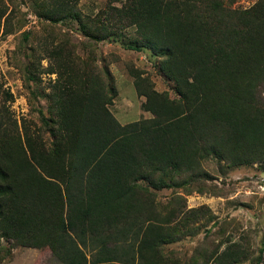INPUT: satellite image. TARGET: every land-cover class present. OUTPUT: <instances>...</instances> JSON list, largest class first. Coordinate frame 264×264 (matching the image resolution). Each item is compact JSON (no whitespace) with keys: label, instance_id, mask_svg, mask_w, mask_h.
Listing matches in <instances>:
<instances>
[{"label":"trees","instance_id":"16d2710c","mask_svg":"<svg viewBox=\"0 0 264 264\" xmlns=\"http://www.w3.org/2000/svg\"><path fill=\"white\" fill-rule=\"evenodd\" d=\"M75 1L36 0L40 18L73 19L87 39L85 56L68 32L45 42L39 59L55 75L47 114L19 123L0 104V264L18 246L47 247L62 264H264V240L251 256L250 243H215L210 229L183 263L167 256L163 245L196 235L210 208H187L178 194L161 211L154 205L156 191L192 192L211 163L256 162L264 171V0L246 8L238 0L108 1L95 15ZM130 27L131 48L160 57L175 95L129 67L153 116L121 124L109 109L113 75L95 47ZM32 71L27 83L38 78Z\"/></svg>","mask_w":264,"mask_h":264},{"label":"rangeland","instance_id":"374dc122","mask_svg":"<svg viewBox=\"0 0 264 264\" xmlns=\"http://www.w3.org/2000/svg\"><path fill=\"white\" fill-rule=\"evenodd\" d=\"M108 1L111 6L120 5L122 0H76L77 7L83 14L95 15L104 9ZM256 0H238L233 5L238 8L251 6ZM36 0H0V7L7 10L0 21V104L5 102L10 113L18 120L38 123L40 114L46 115L48 104L47 93L49 91L48 80L53 79L54 74L44 72L48 65L45 55V42H49L51 34L60 37L63 33L70 34L71 41L78 46L77 52L81 56L87 55L82 43L87 41L79 30L78 24L73 19H63L57 23H49L40 18ZM10 31V32H6ZM28 35V36H27ZM134 27L119 32L109 39L96 44L95 50L99 64L103 59L113 75L117 96L109 109L121 124L142 118L152 117V113L142 108L143 96H138L133 84V77L129 74V67H136L144 71L154 83L158 91H168L174 96V84L165 77L159 69L157 55H152L148 50H135L131 48L135 44ZM33 49L36 50L33 54ZM35 63V66H31ZM33 69V71H32ZM35 72L36 81L30 79L28 74ZM8 94L13 99L10 100ZM209 164L206 166L209 172L208 179L192 182L190 188L194 189L189 194L183 190L177 193L170 189L156 191L154 194L155 208L163 209V205L174 194L182 195L186 199L187 208L207 205L210 208L208 214L212 220L202 226L196 235L182 237L179 240L164 244V253L180 260L183 263L199 247L203 238L219 240L229 238L233 241L250 243L251 256H256L264 240V171L259 163L226 168L225 164ZM203 186L207 192H198V187ZM221 193V195H212ZM217 222V225L214 224ZM205 224V223H203ZM222 227L223 234L218 231ZM4 245L6 241L2 242ZM225 243L221 245V249ZM89 252V251H87ZM89 254V253H88ZM90 255V254H89ZM264 257V248L262 252ZM2 264H62L47 247L30 248L18 246L13 249L12 256ZM249 264V262L240 263Z\"/></svg>","mask_w":264,"mask_h":264}]
</instances>
